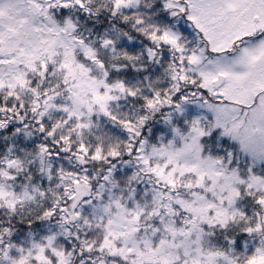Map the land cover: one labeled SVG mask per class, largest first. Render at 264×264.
<instances>
[{"label": "snow or ice", "instance_id": "obj_1", "mask_svg": "<svg viewBox=\"0 0 264 264\" xmlns=\"http://www.w3.org/2000/svg\"><path fill=\"white\" fill-rule=\"evenodd\" d=\"M0 264H264V0H0Z\"/></svg>", "mask_w": 264, "mask_h": 264}]
</instances>
